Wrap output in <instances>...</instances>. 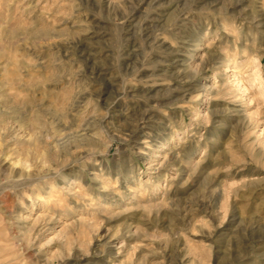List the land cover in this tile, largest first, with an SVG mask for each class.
<instances>
[{
    "label": "rangeland",
    "instance_id": "rangeland-1",
    "mask_svg": "<svg viewBox=\"0 0 264 264\" xmlns=\"http://www.w3.org/2000/svg\"><path fill=\"white\" fill-rule=\"evenodd\" d=\"M0 264H264V0H0Z\"/></svg>",
    "mask_w": 264,
    "mask_h": 264
}]
</instances>
